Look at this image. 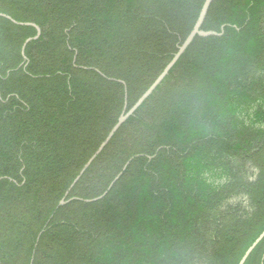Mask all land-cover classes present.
<instances>
[{
  "label": "trees",
  "instance_id": "1",
  "mask_svg": "<svg viewBox=\"0 0 264 264\" xmlns=\"http://www.w3.org/2000/svg\"><path fill=\"white\" fill-rule=\"evenodd\" d=\"M204 1L0 0L41 31L23 56L0 17V264H238L264 232V0H213L74 183Z\"/></svg>",
  "mask_w": 264,
  "mask_h": 264
},
{
  "label": "water",
  "instance_id": "2",
  "mask_svg": "<svg viewBox=\"0 0 264 264\" xmlns=\"http://www.w3.org/2000/svg\"><path fill=\"white\" fill-rule=\"evenodd\" d=\"M213 0H205L202 6V9L199 13L198 19L193 27V30L191 31V33L188 35V37L185 39V41L182 43L181 46H179L177 53L174 55L173 59L167 64V66L164 68V70L162 71V73L157 77V79L152 83V85L147 89V91L138 99V101L129 109L126 111V106L122 112V114L120 115L116 125L112 128V130L110 131V133L108 134V136L106 137V139L101 143V145L99 146L98 150L96 151V153L91 157V159L87 162V164L85 165V167L82 169L80 175L77 177V179L74 181V183L77 182V180L79 179V177L83 174V172L85 171V169L87 167H89V165L95 160V158L103 151V149L106 147V145L110 142V140L112 139V137L114 136V134L119 130V128L127 121V119H129L139 108L140 106L153 94V92L157 89V87L162 83V81L165 79V77L169 74V72L171 71V69L175 66V64L178 62V60L180 59V57L183 55V53L186 51V49L190 46V44L193 42L194 38L196 36L198 37H209V36H217L218 34L216 32L213 31H203L201 29L203 22L205 20V17L207 15L208 9L211 5ZM0 17L6 18L10 21H12L15 24H19V25H26V26H32L35 27L37 30V35L34 38L28 39L23 47H22V54L24 56V49L26 47V45L32 41V40H36L37 38H39L41 31L40 29L34 25V24H29V23H17L16 21H14L13 19H11L9 16L1 14L0 13ZM101 197H98L96 199H93L92 201H97L99 199H101ZM64 202H61V205H63ZM264 238V232L256 239V241L247 249V251L245 252V254L243 255V257L241 258V260L239 261L238 264H244L245 261L247 260V258L249 257V255L252 253V251L255 249V247L260 243V241Z\"/></svg>",
  "mask_w": 264,
  "mask_h": 264
}]
</instances>
